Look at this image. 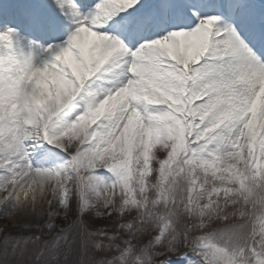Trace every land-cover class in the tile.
Segmentation results:
<instances>
[{
	"label": "snow or ice",
	"instance_id": "6c2138e0",
	"mask_svg": "<svg viewBox=\"0 0 264 264\" xmlns=\"http://www.w3.org/2000/svg\"><path fill=\"white\" fill-rule=\"evenodd\" d=\"M0 264H264V0H0Z\"/></svg>",
	"mask_w": 264,
	"mask_h": 264
}]
</instances>
